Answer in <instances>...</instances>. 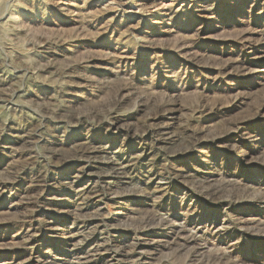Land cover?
I'll use <instances>...</instances> for the list:
<instances>
[{"label":"rangeland","instance_id":"1","mask_svg":"<svg viewBox=\"0 0 264 264\" xmlns=\"http://www.w3.org/2000/svg\"><path fill=\"white\" fill-rule=\"evenodd\" d=\"M0 264H264V0H0Z\"/></svg>","mask_w":264,"mask_h":264},{"label":"bare ground","instance_id":"2","mask_svg":"<svg viewBox=\"0 0 264 264\" xmlns=\"http://www.w3.org/2000/svg\"><path fill=\"white\" fill-rule=\"evenodd\" d=\"M137 4V3H136ZM141 4V3H140ZM89 235V234H88ZM132 244V243H131ZM133 247V246H132ZM98 249V248H97ZM99 250V249H98ZM94 253V252H93ZM95 258V257H94Z\"/></svg>","mask_w":264,"mask_h":264}]
</instances>
